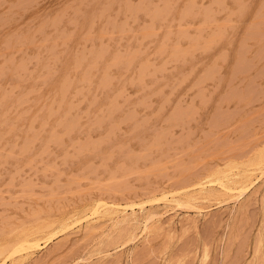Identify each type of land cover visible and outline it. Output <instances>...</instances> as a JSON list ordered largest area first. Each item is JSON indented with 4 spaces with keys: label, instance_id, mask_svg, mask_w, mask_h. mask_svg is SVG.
Returning <instances> with one entry per match:
<instances>
[{
    "label": "rangeland",
    "instance_id": "1",
    "mask_svg": "<svg viewBox=\"0 0 264 264\" xmlns=\"http://www.w3.org/2000/svg\"><path fill=\"white\" fill-rule=\"evenodd\" d=\"M242 1L0 0V264H264V0ZM249 163L243 195L214 182Z\"/></svg>",
    "mask_w": 264,
    "mask_h": 264
},
{
    "label": "bare ground",
    "instance_id": "2",
    "mask_svg": "<svg viewBox=\"0 0 264 264\" xmlns=\"http://www.w3.org/2000/svg\"><path fill=\"white\" fill-rule=\"evenodd\" d=\"M181 1V0H180ZM219 1V0H218ZM223 1V0H222ZM244 1V0H243ZM242 1V2H243ZM5 2V1H4ZM7 2V1H6ZM36 2V1H35ZM141 2V1H140ZM212 2V1H211ZM215 2H216V0H215ZM239 2H240V0H239ZM21 2H19V4H20ZM47 3V2H46ZM49 3V2H48ZM245 3V2H244ZM244 3L242 4V5H244ZM249 3H250V1H249ZM258 3V2H257ZM12 4V3H11ZM129 4H130V2H129ZM215 4V3H214ZM248 4V3H247ZM14 5V4H13ZM12 5V6H13ZM21 5V4H20ZM74 5V4H73ZM138 5H140V4H138ZM161 5V4H160ZM249 5V4H248ZM16 6H19V5H16ZM210 6V5H209ZM241 6V5H240ZM197 7V6H196ZM248 7H250V6H248ZM248 7H247V9H248ZM257 7V6H256ZM20 8V7H19ZM166 8V7H165ZM241 8V7H240ZM38 9V8H37ZM106 9V8H105ZM179 9V8H178ZM216 9V8H215ZM256 9V8H255ZM254 9V10H255ZM257 9H258V7H257ZM10 10V9H9ZM108 10V9H107ZM40 11V10H39ZM63 11V10H62ZM90 11V10H89ZM103 11V10H102ZM101 11V12H102ZM194 11V10H193ZM253 11V10H252ZM251 11V12H252ZM22 12V11H21ZM100 12V13H101ZM254 12V11H253ZM252 12V13H253ZM264 12V11H263ZM58 13V12H57ZM204 13V12H203ZM246 13V12H245ZM244 13V14H245ZM256 13V12H255ZM258 13V12H257ZM6 14V13H5ZM90 14V13H89ZM102 14H103V12H102ZM101 14V15H102ZM161 14V13H160ZM193 14V13H192ZM225 14V13H224ZM243 14V13H242ZM243 14V15H244ZM261 14V13H260ZM15 15V14H14ZM57 15V14H56ZM140 15V14H139ZM203 15V14H202ZM238 15V14H237ZM4 16H8V15H4ZM32 16V15H31ZM55 16V15H54ZM54 16H52L53 18H55ZM62 16V15H61ZM199 16V15H198ZM223 16V15H222ZM240 16V15H239ZM255 16V15H254ZM259 16V15H258ZM2 17V16H1ZM58 17V16H57ZM195 17V16H194ZM200 17H202V16H200ZM221 17V16H220ZM43 18H45V17H43ZM91 18V17H90ZM175 18H176V16H175ZM240 18V17H239ZM28 19V18H27ZM52 19V18H51ZM65 19V18H64ZM241 19H242V17H241ZM249 19V18H248ZM14 20V19H13ZM57 20H59V18H57ZM77 20V19H76ZM98 20V19H97ZM257 20V19H256ZM5 21V20H4ZM32 21V20H31ZM194 21V20H193ZM263 21V20H262ZM59 22V21H58ZM85 22V21H84ZM83 22V23H84ZM254 22V21H253ZM46 22H44L43 24H45ZM81 23V22H80ZM86 23V22H85ZM245 23V22H244ZM249 23V22H248ZM258 23V22H257ZM23 24V23H22ZM40 24L41 23H39V26H40ZM66 25V24H65ZM114 25V24H113ZM214 25V24H213ZM247 25V24H246ZM26 26V25H25ZM10 27V26H9ZM51 27V26H50ZM80 27V26H79ZM83 27V26H82ZM123 27V26H122ZM218 27V26H217ZM216 27V28H217ZM120 28V27H119ZM262 28V27H261ZM18 29V28H17ZM38 29V28H37ZM62 29V28H61ZM80 29V28H79ZM83 29V28H82ZM81 29V30H82ZM123 29V28H122ZM80 30V31H81ZM121 30V29H120ZM151 30V29H150ZM233 30V29H232ZM143 31H145V30H143ZM158 31V30H157ZM8 32V31H7ZM12 32V31H11ZM83 32V31H82ZM116 32H118V31H116ZM176 32V31H175ZM63 34V33H62ZM105 34V33H104ZM126 34V33H125ZM148 34V33H147ZM146 34V35H147ZM203 34V33H202ZM213 34V33H212ZM76 35V34H75ZM177 36V35H176ZM211 36V35H210ZM209 36V37H210ZM216 36V35H215ZM223 36V35H222ZM102 37V36H101ZM232 37V36H231ZM5 38V37H4ZM143 39H144V37H142ZM208 38V37H207ZM2 39V38H1ZM114 39V38H113ZM142 39V40H143ZM218 39V38H217ZM224 39V38H223ZM251 39V38H250ZM60 40V39H59ZM118 40V39H117ZM228 40H230V38L228 39ZM261 40V39H260ZM225 41V40H224ZM235 41V40H234ZM255 41V40H254ZM12 42H13V40H12ZM50 42H52V41H50ZM231 42V41H230ZM238 42V41H237ZM257 42V41H256ZM76 43V42H75ZM11 44H13V43H11ZM43 44V43H42ZM98 44V43H97ZM128 44V43H127ZM225 44V43H224ZM237 44V43H236ZM36 45V44H35ZM77 45H78V43H77ZM85 45V44H84ZM256 45H257V43H256ZM259 45H261V44H259ZM105 46V45H104ZM194 46V45H193ZM200 46V45H199ZM225 46V45H224ZM238 46V45H237ZM6 47V46H5ZM174 47V46H173ZM173 47H172V49H173ZM176 47V46H175ZM182 47V46H181ZM198 47V46H197ZM32 48V47H31ZM106 48V47H105ZM204 48V47H203ZM256 48V47H255ZM6 49V48H5ZM4 49V50H5ZM42 49V48H41ZM188 49V48H187ZM199 49H200V47H199ZM251 49V48H250ZM103 50V49H102ZM114 50V49H113ZM185 50V49H184ZM231 49H229V51H230ZM234 50V49H233ZM255 50V49H254ZM83 51V50H82ZM81 51V52H82ZM191 51V50H190ZM236 51V50H235ZM234 51V52H235ZM103 52V51H102ZM84 53H85V51H84ZM101 53V52H100ZM200 53V52H199ZM230 53V52H229ZM228 53V54H229ZM245 54V53H244ZM247 54V53H246ZM75 55V54H74ZM82 55H83V53H82ZM170 55V54H169ZM85 56V55H84ZM93 56H95V55H93ZM204 56V55H203ZM220 56V55H219ZM238 56V55H237ZM245 56V55H244ZM251 56V55H250ZM11 57V56H10ZM66 57V56H65ZM82 56H80V58H81ZM125 57V56H124ZM123 57V58H124ZM142 57V56H141ZM208 57V56H207ZM233 57H235V56H233ZM256 57V56H255ZM97 58H100V57H97ZM122 58V59H123ZM83 59V58H82ZM89 59V58H88ZM217 59H218V57H217ZM235 59V58H234ZM241 59V58H240ZM244 59H246V58H244ZM4 60V59H3ZM78 60V59H77ZM98 60V59H97ZM125 60H126V58H125ZM221 60V59H220ZM248 60V59H247ZM253 60V59H252ZM88 61V60H87ZM244 61V60H243ZM256 61V60H255ZM45 62V61H44ZM215 62V61H214ZM95 63H97V62H95ZM227 63V62H226ZM240 63V62H239ZM69 64V63H68ZM73 64V63H72ZM204 64V63H203ZM205 64H206V62H205ZM229 64V63H228ZM256 64V63H255ZM185 65V64H184ZM257 65V64H256ZM260 65V64H259ZM10 66H11V64H10ZM228 66V65H227ZM219 67V66H218ZM73 68V67H72ZM12 69V68H11ZM65 69H66V67H65ZM64 69V70H65ZM76 70V69H75ZM81 70H82V68H81ZM94 70V69H93ZM202 70V69H201ZM232 70V69H231ZM45 71V70H44ZM218 71V70H217ZM5 72H7V71H5ZM122 72V71H121ZM173 72V71H172ZM199 72V71H198ZM211 72H213V71H211ZM74 73V72H73ZM214 73V72H213ZM218 73V72H217ZM228 74V73H227ZM249 74V73H248ZM58 75V74H57ZM78 75H79V73H78ZM90 75V74H89ZM130 75V74H129ZM167 75V74H166ZM169 75V74H168ZM77 76V75H76ZM158 76V75H157ZM220 77H221V75H219ZM196 77V76H195ZM35 78V77H34ZM90 78V77H89ZM204 78V77H203ZM17 79V78H16ZM71 79V78H70ZM90 79H92V78H90ZM38 80V79H37ZM39 80H41L40 78H39ZM73 80V79H72ZM80 80V79H79ZM247 80V79H246ZM249 80V79H248ZM54 81V80H53ZM195 81V80H194ZM205 81V80H204ZM239 82V81H238ZM54 83V82H53ZM67 83V82H66ZM72 83V82H71ZM197 83H198V81H197ZM77 84V83H76ZM255 84V83H254ZM58 85H59V83H58ZM65 86V85H64ZM67 86V85H66ZM76 86V85H75ZM115 86V85H114ZM219 86V85H218ZM51 87V86H50ZM111 88V87H110ZM230 88V87H229ZM181 89V88H180ZM63 90V89H62ZM157 90V89H156ZM61 91V90H60ZM155 91V90H154ZM167 91V90H166ZM44 93V92H43ZM63 93V92H62ZM70 93V92H69ZM194 93V92H193ZM234 93V92H233ZM251 93V92H250ZM41 94V93H40ZM46 94V93H45ZM191 94V93H190ZM206 94V93H205ZM71 95H72V93H71ZM199 95V94H198ZM190 96H192V95H190ZM196 96V95H195ZM150 97V96H149ZM176 97V96H175ZM72 98V97H71ZM191 98V97H190ZM221 98V97H220ZM224 98V97H223ZM250 98V97H249ZM146 99V98H145ZM167 99V98H166ZM226 99V98H225ZM238 99V98H237ZM255 99V98H254ZM67 100V99H66ZM65 100V101H66ZM68 100H70V99H68ZM244 100V99H243ZM173 101V100H172ZM177 101V100H176ZM248 101V100H247ZM140 102V101H139ZM242 102V101H241ZM173 103V102H172ZM240 103V102H239ZM35 104V103H34ZM180 104V103H179ZM210 104V103H209ZM222 104V103H221ZM238 104V103H237ZM66 105V104H65ZM181 105V104H180ZM64 106V105H63ZM155 106V105H154ZM259 106V105H258ZM153 108V107H152ZM155 108V107H154ZM259 108V107H258ZM33 110V109H32ZM231 110V109H230ZM248 110V109H247ZM168 112V111H167ZM44 113V112H43ZM45 114V113H44ZM131 114V113H130ZM136 114V113H135ZM175 114V113H174ZM244 114V113H243ZM30 115V114H29ZM177 115V114H176ZM215 115V114H214ZM236 116V115H235ZM180 117V116H179ZM56 118V117H55ZM166 118V117H165ZM142 119V118H141ZM190 119H191V117H190ZM29 120V119H28ZM162 121H163V119H162ZM237 121V120H236ZM51 122V121H50ZM164 122V121H163ZM241 122V121H240ZM28 123V122H27ZM130 123V122H129ZM255 123V122H254ZM188 124V123H187ZM27 125V124H26ZM234 125V124H233ZM227 127V126H226ZM235 128V127H234ZM247 129V128H246ZM111 130V129H110ZM113 130V129H112ZM116 130V129H115ZM231 130V129H230ZM163 131V130H162ZM167 131V130H166ZM112 131H110V133H111ZM165 133V132H164ZM213 133V132H212ZM153 134V133H152ZM121 135V134H120ZM158 135H159V133H158ZM163 135V134H162ZM192 135H193V133H192ZM208 135H210V134H208ZM119 136V135H118ZM222 136V135H221ZM10 137V136H9ZM163 137V136H162ZM169 137V136H168ZM205 137V136H204ZM66 138V137H65ZM190 138V137H189ZM157 139V138H156ZM160 139V138H159ZM188 139V138H187ZM234 140V139H233ZM183 141V140H182ZM216 141V140H215ZM214 141V142H215ZM126 142V141H125ZM136 143V142H135ZM146 143V142H145ZM200 145V144H199ZM195 146V145H194ZM197 146V145H196ZM217 146V145H216ZM190 147V146H189ZM192 148V147H191ZM36 149V148H35ZM264 149V148H263ZM188 150V149H187ZM264 151V150H263ZM187 152V151H186ZM198 152V151H197ZM261 152V151H260ZM218 153V152H217ZM195 154H196V152H195ZM207 154V153H206ZM33 154H31V156H32ZM166 155V154H165ZM164 155V156H165ZM258 155H259V153H258ZM90 156V155H89ZM256 156V155H255ZM25 157V156H24ZM150 157V156H149ZM257 157V156H256ZM260 157H262L261 156V154H260ZM158 158V157H157ZM259 158V157H258ZM211 159V158H210ZM254 159H255V157H254ZM263 159H264V156L262 157V160L259 158V159H257L258 160V162H260L259 160H261V162L263 163ZM137 160V159H136ZM152 160V159H151ZM250 160V159H249ZM256 160V159H255ZM202 161V160H201ZM243 161V160H242ZM166 162V161H165ZM175 162V161H174ZM232 162V161H231ZM247 162V161H246ZM249 162H252V164L254 163L255 165H256V161H249ZM261 162H260V164H261ZM228 163V162H227ZM185 164V163H184ZM192 164H194V163H192ZM191 164V165H192ZM228 164H231L230 162L228 163ZM240 164V163H239ZM245 164V163H244ZM251 163H249V166H254L253 167V169L254 170H252V169H250V168H247L248 166H246V168L247 169H244V172L242 171V170H240V171H242L243 173H241L240 171H236V173L234 172V174L232 173V174H229V175H227L228 173H230L229 172V170L228 171H220V170H217V172L218 171H220V172H222L221 173V175L223 174L224 175V177L223 176H221V178H220V176H218L217 178H216V176H215V178L216 179H214V180H216V181H214L215 183H219L218 185H220L221 186V188L222 189H224V190H229L230 192L231 191H235V192H237L238 194H242V193H245L244 191L245 190H247L251 185H252V183H254V181H255V178H254V180L252 179V175L254 174V172L253 171H255L256 170V168H255V165H250ZM257 165H259V163H257ZM262 165V164H261ZM188 166V165H187ZM206 166V165H205ZM229 166H232V165H229ZM234 166L235 167H237L236 166V163L234 164ZM234 166H233V168L232 169H234ZM245 166H244V168H245ZM263 166V165H262ZM181 167V166H180ZM222 167V166H221ZM224 167V166H223ZM207 168V167H206ZM44 169V168H43ZM84 169V168H83ZM220 169V168H219ZM227 169H228V167H227ZM229 169H231V168H229ZM259 169V168H258ZM257 169V170H258ZM261 169H264V166L263 167H261ZM42 171V170H41ZM89 171H91V170H89ZM126 172V171H125ZM145 172V171H144ZM220 172H218L219 174H220ZM223 172H228L226 175L223 173ZM147 174V173H146ZM263 174V173H262ZM137 176V175H136ZM163 176V175H162ZM167 176V175H166ZM199 177V176H198ZM223 177V178H222ZM190 178V177H189ZM197 178V177H196ZM219 178V179H218ZM225 178H227V179H225ZM75 179V178H74ZM207 179V178H206ZM81 180H84V179H81ZM111 181V180H110ZM187 181V180H186ZM189 181V180H188ZM90 182V181H89ZM190 182V181H189ZM196 182V181H195ZM209 182V184H210V180H205V179H201L199 182H198V185L197 186H199V188H198V190H197V192H195V193H199V191H201L202 193H204V195L203 194H201V192H200V196L202 197V195H203V199L205 198V201H204V203H202L203 205L204 204H206L205 202H206V199H210V196L211 197H213V194L216 192L217 194H218V192H221V189H219L218 187L216 188L217 190L219 189L220 191H215V192H213V190L215 189V188H213V189H211V186L210 187H208L207 186V183ZM94 183V182H93ZM181 184V183H180ZM197 184V183H196ZM93 185V184H92ZM43 186V185H42ZM41 186V187H42ZM106 186V185H105ZM93 187V186H92ZM175 187V186H174ZM195 187H196V185H195ZM68 188V187H67ZM98 190V189H97ZM129 190V189H128ZM196 189H194L193 190V192H192V189L191 190H189L190 192L188 193V191H185L186 192V195H188V196H184V192H183V195L182 194H179L178 192V194L177 195H182V196H184V197H182V198H179V197H176V196H172V194H174V193H172V194H170L171 196H169L168 194H166L165 193V195H163L162 196V198L163 199H165L166 201L165 202H176L177 203V205H182V204H184L182 201H185L186 202V197H188V199L192 202V201H194V200H196L198 197L197 196H199L198 194L197 195H195V193H194V191H195ZM87 191V190H86ZM77 192V191H76ZM79 192V191H78ZM136 192V191H135ZM192 192V194H190ZM205 192H207V195H206V193ZM211 192H212V194H211ZM224 192V191H223ZM230 192H228V195L230 194ZM146 193V192H145ZM149 193V192H148ZM171 193V192H170ZM175 193H176V191H175ZM181 193V192H180ZM225 193V192H224ZM236 193V194H237ZM72 194V193H71ZM78 194V193H77ZM163 194V193H162ZM209 194H211L210 196H208ZM217 194H214V197H215V195H217ZM222 194V193H221ZM232 194H233V192H232ZM232 194H230V195H232ZM235 194V195H236ZM147 195V194H146ZM224 195V194H223ZM225 195H226V193H225ZM227 195V196H228ZM235 195H233V196H235ZM239 195V196H240ZM243 195V194H242ZM200 196H199V198H200ZM227 196L225 197L226 199H227ZM123 197V196H122ZM236 197H237V195H236ZM236 197H234V198H236ZM154 198V197H153ZM198 198V199H199ZM219 198V197H218ZM225 198H223V199H225ZM229 198V197H228ZM233 198V197H232ZM58 199V198H57ZM185 199V200H184ZM202 199V198H201ZM208 199V200H209ZM217 199V198H216ZM231 199V198H230ZM140 200V199H139ZM220 200V199H219ZM188 201V200H187ZM221 201V200H220ZM100 202V201H99ZM103 202V201H102ZM142 202V201H141ZM145 202V201H144ZM147 202V201H146ZM153 202V201H152ZM208 202V201H207ZM222 202V201H221ZM136 203V202H135ZM198 203V202H197ZM196 203V204H197ZM106 204V203H105ZM130 204H134V203H130ZM186 204H188V203H186ZM96 205V204H95ZM107 205V204H106ZM106 205H105V207H106ZM112 205V204H111ZM111 205H107L108 207H111ZM115 205V204H114ZM120 205V204H119ZM140 205V204H139ZM166 205H167V203H166ZM171 205H172V203H171ZM191 205V204H190ZM200 205V204H199ZM89 206H91V205H89ZM102 205H100V203H98L94 208H92V207H90V208H92V209H94L93 210V212L94 213H98V214H101V216L103 215L101 212V210H100V208L101 209H103V207H101ZM131 207H132V205H130ZM135 206V205H134ZM175 206V205H174ZM195 206H198V205H195ZM116 207H118V206H116ZM122 207V206H121ZM138 207H140V206H138ZM145 207V206H144ZM143 207V208H144ZM152 207V206H151ZM154 207V206H153ZM175 207H177V206H175ZM174 207V208H175ZM180 207V206H179ZM185 207V206H184ZM192 207H193V205H192ZM199 207V206H198ZM89 208V207H88ZM90 208H89V210H90ZM107 208V207H106ZM128 206H126V207H124L123 209H121L120 210V208H110V210H111V214H112V216H114V209H118V210H116V222L114 221V219L115 218H113V219H109L108 218V214L107 213H109V212H107L106 213V215L107 216H102V217H107L109 220H113L114 222H115V224H114V222L113 223H111V225L112 224H114L115 226H116V224H122L123 222H125V223H128V221H133V219H136V218H139V217H137L136 215H135V209H133L132 210V212H131V210H130V212L128 213ZM130 208V207H129ZM146 208V207H145ZM156 208V207H155ZM193 208H197V207H193ZM92 209L90 210V212L92 211ZM105 209V208H104ZM153 209V208H152ZM172 209V208H171ZM201 209H202V207H201ZM109 210V211H110ZM85 211V210H84ZM106 211H108V208H107V210ZM145 211V210H144ZM153 210H151V212L149 211V213H148V216L146 215V220H149L153 215H155L156 213L158 214V212H152ZM157 211V210H156ZM163 211V210H162ZM86 212V211H85ZM113 212V213H112ZM147 212V211H146ZM146 212H144V214L146 213ZM75 213V212H74ZM73 213V214H74ZM103 213H104V215H105V211L103 210ZM76 214H77V212H76ZM111 214H110V216H111ZM137 214V213H136ZM143 214V213H142ZM141 214V215H142ZM143 214V215H144ZM159 214H162V213H160L159 212ZM158 214V215H159ZM72 215V214H71ZM75 215V214H74ZM67 216V215H66ZM70 216V215H69ZM73 216V215H72ZM79 216V215H78ZM89 216V215H88ZM136 216V217H135ZM86 217V216H85ZM159 217V216H158ZM62 218V217H61ZM72 218V217H71ZM75 218H77V217H75ZM84 218V217H83ZM88 218V217H87ZM86 218V219H87ZM100 218V217H99ZM111 218V217H110ZM145 218V217H144ZM153 218V217H152ZM140 219V218H139ZM44 220V219H43ZM52 220V219H51ZM60 220V219H59ZM137 220V219H136ZM141 220V219H140ZM158 220V219H157ZM156 220V222H158ZM64 220H62V221H60L61 223L63 222ZM65 221H68V218L65 220ZM72 220H70V222L69 223H73V222H71ZM76 221H77V219H76ZM75 221V222H76ZM127 221V222H126ZM134 222V221H133ZM139 222V221H138ZM52 223V222H51ZM64 224H63V226L66 228V227H69L68 225H69V223L68 224H66L65 222H63ZM124 223V224H125ZM142 223V222H141ZM59 224V223H58ZM144 224V223H143ZM57 225V224H56ZM128 225H130L129 223H128ZM147 225V224H146ZM153 225V224H152ZM41 226V225H40ZM59 226H62V225H60L59 224ZM124 226H126V225H124ZM140 226V225H139ZM151 226V225H150ZM154 226V225H153ZM26 227H28V226H26ZM30 227V226H29ZM32 227H33V225H32ZM44 227V226H43ZM113 227V226H112ZM123 227V226H122ZM144 227V226H143ZM146 227V226H145ZM35 228H36V226H35ZM57 228V227H56ZM120 228V227H119ZM132 228V227H131ZM27 229V228H26ZM29 229V228H28ZM31 229H33V228H31ZM130 229V228H129ZM147 229H149L148 228V226H147ZM34 230V229H33ZM41 229H39V231H40ZM53 230V229H52ZM50 231V232H53V231ZM54 230H55V228H54ZM59 230V229H58ZM63 230V229H62ZM19 231H21V230H19ZM38 231V232H39ZM42 232V231H41ZM45 232H46V230H45ZM49 232V233H50ZM56 232H58L57 230H56ZM60 232V231H59ZM135 232V231H134ZM134 232H133V234H134ZM17 233H19V232H17ZM27 233V234H26ZM26 233H21V234H25V237H24V240H23V242L22 243H20L19 245H20V247L22 246V244H23V247H19V245H17L18 246V248L19 249H17V250H15L13 253L11 252V254H9L10 256H13L14 255V253H17V252H19L20 250H29L28 248H37L38 246L39 247H41L40 245H39V240L40 239H42V238H40L39 236H36V235H34V234H32V233H29V232H26ZM43 233V232H42ZM54 233V232H53ZM136 233V232H135ZM36 234V233H35ZM48 234V233H47ZM127 234V233H126ZM18 235H20V234H18ZM17 235V236H18ZM49 235V234H48ZM52 235H56V233L55 234H50V236L51 237H53ZM104 235V234H103ZM132 235V234H131ZM130 235V236H131ZM16 236V238H18ZM21 236V235H20ZM15 237V236H14ZM22 237V236H21ZM55 237V236H54ZM87 237V236H86ZM119 237V236H118ZM128 237V236H127ZM137 237V236H136ZM128 240V239H127ZM42 241V240H41ZM18 244V243H17ZM121 244V243H120ZM17 248V247H16ZM13 249H15V246H14V248ZM97 249V248H96ZM12 250V249H11ZM23 250V251H24ZM10 251V250H9ZM9 253V252H8ZM95 253V252H94ZM51 254V253H50ZM5 255H7V254H5ZM4 255V256H5ZM27 255H29L28 253H27ZM9 256V258H11ZM50 256V255H49ZM105 256V255H104ZM6 257L8 258V256H5V258L4 259H2V263L1 264H5V259H6ZM17 260V259H16ZM16 262V261H15ZM42 262V261H41ZM45 264V263H44Z\"/></svg>",
    "mask_w": 264,
    "mask_h": 264
}]
</instances>
